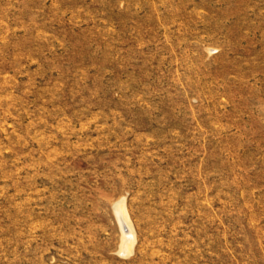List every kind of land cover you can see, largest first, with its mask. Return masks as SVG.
I'll return each mask as SVG.
<instances>
[{
  "label": "rangeland",
  "instance_id": "1",
  "mask_svg": "<svg viewBox=\"0 0 264 264\" xmlns=\"http://www.w3.org/2000/svg\"><path fill=\"white\" fill-rule=\"evenodd\" d=\"M0 264H264V0H0Z\"/></svg>",
  "mask_w": 264,
  "mask_h": 264
},
{
  "label": "water",
  "instance_id": "2",
  "mask_svg": "<svg viewBox=\"0 0 264 264\" xmlns=\"http://www.w3.org/2000/svg\"><path fill=\"white\" fill-rule=\"evenodd\" d=\"M124 226H125V228L127 229V226H126V224H124Z\"/></svg>",
  "mask_w": 264,
  "mask_h": 264
}]
</instances>
